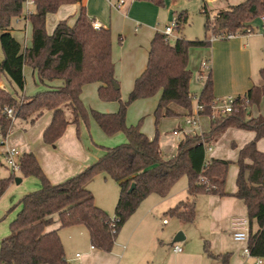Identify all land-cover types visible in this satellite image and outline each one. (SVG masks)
<instances>
[{
    "label": "trees",
    "instance_id": "obj_1",
    "mask_svg": "<svg viewBox=\"0 0 264 264\" xmlns=\"http://www.w3.org/2000/svg\"><path fill=\"white\" fill-rule=\"evenodd\" d=\"M151 2L159 7L163 0H136ZM25 0H0V31L13 29L16 19L28 20L32 27V44L24 50L23 62L37 74L38 82L61 80L63 85L28 97L20 106L11 93L0 90V134L3 138L13 131L15 123L4 113V108H16V120L34 125L46 112L53 117L43 133L45 144L54 146L71 124L79 125L86 120L88 112L81 100L85 85L99 83L101 100L119 102L115 113L92 111V116L108 136L123 133L125 144L109 148L101 147L104 154L92 165L66 181L53 184L40 166L35 155L24 153L20 158V175L23 178L39 179V190L22 197L15 219L10 223V235L0 243V264H69L59 230L72 226H84L94 248L110 253L117 236L141 203L150 195L166 198L175 183L188 178L189 200L179 203L166 215L184 223L196 218V197L215 195L227 197L226 181L231 165L223 159H208L207 147L216 142L229 128L253 131L255 138L239 152L236 180L237 192L231 196L244 202L249 219L248 247L252 257L264 258V152L257 148L264 139V116L251 117L248 110L239 108L235 113L211 120L210 131L203 134H188L178 142V154L164 159L159 137L150 139L141 130V125H128V107L137 100L154 97L161 92L155 110L156 123L162 117L177 114L170 109L176 104L191 114L193 95L190 82L193 77L189 66V50L192 47H209L210 41H188L183 36L174 45L165 36L155 34L149 51L145 71L136 79L134 88L126 101L115 88V66L112 58V36L109 29L95 30L93 20L84 7L73 26L61 21L52 35L47 33V15L55 14L64 5L80 3L81 0H35V10L30 16L24 13ZM176 30L181 32L189 21L187 11L174 13ZM206 31L215 36L248 35L254 33V22L264 25V0H241L240 3L220 9L211 18L206 7ZM12 39L8 40L11 42ZM4 51L6 46H3ZM6 75L23 90L24 80L20 69L10 67V60L0 62V78ZM261 83L244 95L250 105H259L264 97V67L260 70ZM212 72L205 79L198 97L206 106L205 114L215 99ZM18 105V106H17ZM66 109L70 110V117ZM104 174L118 183L120 195L115 217L98 207L89 190L94 178ZM17 177L11 174L0 179V199ZM135 185L131 190L132 185ZM59 228L50 230L55 224ZM257 224V231L252 229ZM205 253L222 264H229L230 256L214 255L208 242Z\"/></svg>",
    "mask_w": 264,
    "mask_h": 264
},
{
    "label": "crops",
    "instance_id": "obj_2",
    "mask_svg": "<svg viewBox=\"0 0 264 264\" xmlns=\"http://www.w3.org/2000/svg\"><path fill=\"white\" fill-rule=\"evenodd\" d=\"M122 1H124L123 4L121 3V0H81V2L77 4L64 5L59 9L57 13L47 15L46 28L47 33L49 35H52L56 26L61 21H67L69 26H73L79 16L81 8L84 7L87 11L88 16L93 21L100 22L103 28L109 29L111 31L113 51L112 58L115 66V79L117 81V84L119 85V89L122 85L121 81L125 80V87L127 88V90L131 91L134 88L136 79L145 71L147 67L151 42L155 34L158 32L162 33L163 30H160L157 27V22L161 15V11L160 8L155 4L151 2L136 0H131L128 2L126 0ZM240 1L241 0H237L235 4L240 3ZM169 15L170 13L168 14V19ZM22 20L23 19L14 20L13 24L15 27H12L13 30H25V45L22 46L13 40H11L10 42L8 41V39L6 40V50L4 51V53L10 60V67L16 66V68L20 69L23 76L24 87L22 90L23 94H21V96L33 97L37 93L61 87L63 85V82L61 80H57L54 82H46L44 84H41L38 82L36 72L31 67L24 64L23 58L21 57L24 54V50L31 47L32 27L29 21L23 20V22ZM260 22L262 24L261 27L264 40V25L261 19ZM49 24L51 26L48 30ZM28 29L31 31L29 44ZM130 35H134V38L131 41ZM250 35H256L255 28L254 33L252 34L236 36L233 39H229L227 41L221 40L222 42L215 41L212 43L210 41L211 45L209 52H207L208 54L206 56V62H210L209 64H211L215 98L218 96L229 94H245L251 88L257 86L255 84V81H253L252 79V72L254 71V63L256 62L257 64L258 62L256 61V58L254 59V55H252L253 51L249 50V46L251 45L249 43V39H251L252 37ZM245 40L248 41L245 43ZM204 61L205 60H202V62ZM261 66L262 65H260L259 70L264 67V65L262 67ZM29 74L32 77V81L36 90V93L33 95H28L26 91L28 88ZM4 76L8 80L9 86H5L4 82L0 78V90L4 93L13 94L11 92V89L14 90V85H17V83L10 80V78L6 75ZM200 76L202 79L203 73L201 70ZM93 84L96 85V88L98 90L100 84ZM203 87L204 85L200 89V92L202 91ZM84 88L85 86L82 89L81 100L83 98ZM179 108L180 109L178 110H173L178 117L186 118L188 115H194V111L189 114V112L185 109L181 107ZM115 112L117 111L109 110L104 113ZM249 113L251 117L260 116L254 115L253 111H250ZM52 117L53 115L51 112L44 113V115L41 117L42 119H39L41 120L39 121V124L37 126H33L31 129L33 131L34 137L32 136V134L30 135V132L28 131H25L23 135L17 136L16 134H14V131H12L8 135L9 137H13L12 143L15 144V147L18 148L22 154L31 153L35 155L45 174V165L44 163H42L40 157L38 156V150L35 149L32 142L35 140L40 144V139L43 136L46 128L50 125ZM209 122L210 126L207 130H205L204 124L201 122V117L199 119V126L196 128L186 126L185 124V126L189 128L186 129L181 125H178L173 130L172 137L178 139L179 142L185 135L188 134L200 135L203 133H207L211 128V119L209 120ZM229 129L236 130L238 133H240L239 137H241L242 143L241 147L239 148V152L256 136L253 131L245 132L244 130L235 127H231ZM227 130L216 142L209 145L210 147H212V150L207 153L208 159L227 160L226 157L221 156L218 148L213 149V146H216L218 144ZM116 135H119V133L115 134L114 136ZM149 138L153 139L151 137ZM60 140L61 139H59L58 141ZM6 143L4 149L0 147V153L3 156H5L7 147H10V145H6ZM45 145L46 144L44 143V146H41L40 150L42 149V151L50 153L47 151ZM176 147L178 149V144ZM235 148H238L237 145H235ZM257 148L259 151L264 152V139L258 141ZM239 152L236 156L235 161L227 160L231 162V165L235 164L237 166L236 180L239 173V167L237 165ZM103 154V150H100L95 157H92V159L88 156H84V159L80 162L69 163L65 169L66 175L63 180L66 181L67 179L76 176L85 168L96 162V160L99 159ZM164 159L169 158L164 157ZM48 178L53 184L64 182H54L50 176ZM104 179L107 183V178ZM23 181L24 179L22 178V182ZM110 191L111 190L109 188H106V197L104 199H101L100 201H97L95 195L94 197L96 205L114 218L115 215L113 214V207L115 204L117 206L120 195V187L118 183H116L115 192ZM183 192L184 190L175 192L167 198H162L156 194H152L147 197L141 203L140 209L136 210L135 213L131 217H129L127 222L121 228L113 250L110 253L101 251L92 246L89 232L84 226L79 225L60 229L59 234L64 245L68 262H70L71 264H222L221 259L211 258L205 253V242H208L210 250L214 255L219 256L229 254V264H244L245 260L241 258L240 254L243 245L233 240L231 229V221L233 218L247 217V208L244 202L231 196L237 192V185L235 184V187L233 189H226V192L229 194V196L227 197L206 195L208 196L206 204L207 206L209 205L208 211L211 218L210 223L208 220V236L210 237V239L206 237L207 235H205L202 244L195 245L194 247L190 246L188 241V232L184 227V225L188 223H184L177 219L179 221V224H176L173 227H169V220L167 218L162 219L161 217V215H166V213L170 209L175 208L179 203L189 200L187 191L186 198L183 195ZM195 201L197 216V204L199 201L197 197ZM164 220H167L168 223L164 224ZM58 228L59 224L57 223L50 227L49 231ZM179 233H182L185 236V239L181 242L174 243V239ZM176 244L182 246L183 252L176 253L173 251V247Z\"/></svg>",
    "mask_w": 264,
    "mask_h": 264
},
{
    "label": "rangeland",
    "instance_id": "obj_3",
    "mask_svg": "<svg viewBox=\"0 0 264 264\" xmlns=\"http://www.w3.org/2000/svg\"><path fill=\"white\" fill-rule=\"evenodd\" d=\"M115 1V0H113ZM131 1V0H126ZM164 6L159 7L161 11V15L157 22V27L160 30H164L167 25L172 24L175 21V12L179 11H187L189 16L188 23L184 26L181 32L175 30L174 34L169 38V43L174 45L177 38L183 36L188 41H211L212 43L215 41L222 42L227 40H212L213 34L211 31H206L205 23H206V14L205 7L210 15L213 18L216 13L220 9L226 8L228 5H234L237 0H163ZM122 2V0H121ZM97 3V2H95ZM27 8L24 5V13ZM31 12H34V5L30 8ZM169 19H168V14ZM23 21V20H22ZM24 22V21H23ZM255 34L249 39V50H252L254 55V59L256 58V62L253 65L254 71L252 72V79L255 81L256 85H259L261 82V77L259 75V67L260 65H264V43H263V33L260 19L254 22ZM14 26V24H13ZM50 24L48 25V30L50 29ZM15 27V26H14ZM31 31L28 29V44L30 43V33ZM129 37V36H128ZM134 38V35H130V41ZM12 39L20 45H25V30H11L9 32L0 31V62L6 59V55L3 50V46L6 45V40ZM248 40H245L246 43ZM209 47H192L189 50V69L193 72V77L191 81V93L193 97V111L196 109L197 99L200 95V89L205 83V77L208 75V72L204 71L202 66V60L206 61L207 52H209ZM210 63V62H209ZM211 67V64H209ZM261 66V67H262ZM200 70L203 73V78L201 79ZM237 75V73H236ZM205 78V79H204ZM1 80L4 82L5 86H9L8 80L5 76H1ZM15 84V83H13ZM121 88L119 90L120 97L123 101H126L130 92L127 90L125 80L121 81ZM15 89L11 92L16 96L17 101L20 104L24 102L28 97L21 96L23 91L16 84L14 85ZM132 89V88H131ZM43 90V89H42ZM27 94L33 95L36 93L34 83L32 81V77L28 75V88ZM18 93V94H17ZM82 102L85 106L88 116L86 120H82L79 125H69L64 133V136L58 141L54 146L46 144V149L50 153H46L45 151L40 150L41 146H44L43 136L40 139V144L37 141H33L34 147L37 151L38 156L40 157L42 163L45 165L46 175L47 177H51L54 182H62L64 181V177L66 175L65 169L69 163H77L84 159V156H88L92 159L95 157L98 152L102 151L103 147L113 148L127 142V139L123 133H119L116 136H108L103 133V131L98 126L97 122L92 116V111L98 112H107L118 111L119 110V102H107L100 99L98 90L95 84H87L85 85L83 91ZM18 96H17V95ZM244 95V94H239ZM239 95L229 94L224 96H218L216 99H223L229 96L237 97ZM161 97V92H158L154 97L149 99H140L132 103L127 109V124L128 125H141V130L146 133L148 137L155 138L159 137V142L162 148V152L165 158H171L178 154L177 144L178 139L172 137L173 130L181 125L182 127L189 129L185 126V118L184 117H162L158 124L156 123L155 110L159 103ZM17 105V106H18ZM180 106L176 104H171L170 109L173 111L175 109H180ZM11 108V107H8ZM16 112V108L12 107ZM248 111H253L254 115H262L264 116V98L259 106H248ZM67 116L70 117L71 113L69 109H66ZM42 119V118H41ZM209 118L207 116H201V122L204 124L205 130L210 126ZM38 120L34 125H29L23 120H15L12 121L15 123L14 126V134L23 135L25 131L30 132L29 134L34 137L33 131L31 130L33 126H37L39 124ZM244 130V129H242ZM249 131V130H244ZM252 132V131H251ZM240 133L236 130L228 129L222 139L218 142L214 148H218L222 157H226L227 160L235 161L236 156L239 152V148L241 147L242 139ZM11 139V140H10ZM13 137L7 136L5 140L0 134V147L4 149V142H7L6 145H10V147H15V144L12 143ZM237 145L238 148H235ZM98 160V159H97ZM96 160V161H97ZM236 168L235 164H232L229 168L227 181H226V189H233L236 184ZM11 171L9 170L5 156L0 153V179L7 178L10 176ZM12 174V173H11ZM16 177L22 176L18 175ZM107 178V183L105 179ZM24 181L17 185L12 184L7 192L0 199V242L2 239L8 237L10 235V223L15 219L18 211L20 210V206L16 207L20 202L22 197L25 195L37 191L40 189V181L35 177L23 178ZM116 182L109 178L104 174H100L96 176L93 182L89 185V190L95 195L97 201L104 199L106 197L105 189L109 188L112 192H115ZM188 187V178L186 176L180 178L175 185L172 187L169 195L170 197L173 193L184 190L183 195L186 198V191ZM110 191V192H111ZM166 197V198H167ZM198 198V207H197V216L196 220L193 223H188L184 225L185 230L188 232V241L191 247L195 245H201L205 235L209 234V223L211 222V218L209 216L208 206L206 204V200L208 196L199 195ZM115 206L113 207V214L115 215ZM141 206V205H140ZM140 206L137 210L140 209ZM162 219L167 218L170 222L169 227H173L176 224H179L177 218L170 217L167 215H161ZM113 218V217H112ZM209 220V223H208ZM253 231L257 230V224L254 223L252 226ZM243 246L241 248V258L244 259V264H254L255 259L253 257H244L243 250L246 248V244L241 243ZM203 246V245H202ZM244 257V258H243ZM69 264H71L69 262Z\"/></svg>",
    "mask_w": 264,
    "mask_h": 264
},
{
    "label": "built area",
    "instance_id": "obj_4",
    "mask_svg": "<svg viewBox=\"0 0 264 264\" xmlns=\"http://www.w3.org/2000/svg\"><path fill=\"white\" fill-rule=\"evenodd\" d=\"M121 3L123 4L124 1H122ZM34 4H35V0H25L24 5H26V8H27L26 10L27 13H25V15L27 17L33 14L30 8ZM92 26L95 30H100L101 28H103L101 23L98 21H93ZM176 26H177L176 21H174L172 24L166 26L165 29L163 30L162 34L165 36V40L167 42H169V38L174 34L176 30ZM236 36H240V35H223V36L213 35L212 40L213 41L229 40V39H233ZM201 66L204 71L208 73L211 71V67L208 62L206 61L202 62ZM248 106H250V101L245 95H239L237 97L229 96L223 99L215 98L212 104L210 105L209 113L205 114L206 106L201 104L199 102V99H197V105L194 111V115H188L185 118V124L186 126L196 128L199 126V119L201 116H208L211 120H214L221 116L231 115L235 113L239 108H244L248 110ZM4 113L12 121L16 120V114L13 108H8V107L4 108ZM4 139L6 140L7 137ZM5 143L6 142H4L3 145H5ZM211 150H212V147L208 146L206 152L208 153ZM21 156H22V153L20 152L18 148L7 147V150L5 152V160H6L9 170L14 176H17V174L20 175L21 173V167H20V162H19ZM163 223L167 224L168 221L164 220ZM249 228H250V223H249L248 217H236V218H233L231 221L233 240L239 243L246 244V248L243 250L244 257H252L250 249L248 247ZM173 251L176 253H181L183 252V248L181 245L176 244L173 247ZM253 258L255 259L254 264H264V258H261V257H253Z\"/></svg>",
    "mask_w": 264,
    "mask_h": 264
},
{
    "label": "water",
    "instance_id": "obj_5",
    "mask_svg": "<svg viewBox=\"0 0 264 264\" xmlns=\"http://www.w3.org/2000/svg\"><path fill=\"white\" fill-rule=\"evenodd\" d=\"M115 88H116V89H119V85H118L117 83H115ZM21 182H22V178H21V177H17V178L15 179V183H16L17 185L21 184ZM134 187H135V185L133 184L132 187H131V190L134 189ZM184 239H185V236H184L182 233H179V234L176 236V238L174 239V243L181 242V241H183Z\"/></svg>",
    "mask_w": 264,
    "mask_h": 264
}]
</instances>
